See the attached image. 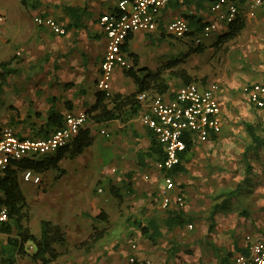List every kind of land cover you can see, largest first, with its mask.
Listing matches in <instances>:
<instances>
[{"label":"crops","instance_id":"1","mask_svg":"<svg viewBox=\"0 0 264 264\" xmlns=\"http://www.w3.org/2000/svg\"><path fill=\"white\" fill-rule=\"evenodd\" d=\"M5 1L8 7L0 10L3 21L0 28V62H7L6 68L12 71L3 72L0 80V104L3 105L0 108V127L9 126L20 137H44L57 127V121L63 119L67 112L85 110L88 114L82 129L88 132L92 142L74 157H64L58 162L59 168L63 169L62 174L56 169L34 171L40 178L34 183L22 178V170L17 173L28 212L37 206L49 212L43 214L49 217L40 218L39 222L45 219L61 225L65 232V244L71 238L80 240L88 237L95 241L96 246L90 248V259L84 264H90L95 258L99 260L97 264H147L145 260L150 254L153 253V256L158 252L152 251L155 242L149 240L138 225L147 226L151 219H155L162 235V225L168 228L165 221L170 213H181L186 219L182 226L172 228H183L184 235L185 225L190 224L191 227L187 225L193 228L190 233L199 236L196 239L203 237L211 242L205 248L195 245L197 248L192 252L175 255L170 264L178 260H186L190 264H229L237 252H245V235H264L263 216L256 218L251 213V217L241 216L236 221L235 212L228 210L232 206L230 202L234 201L232 196L238 192L237 186L226 193L231 199L228 204L221 201L213 216L210 210L209 224L214 223V226L210 232L207 226L206 237L201 235L203 229L200 228L205 221L197 218L199 209L193 205V200L200 197L194 195L195 189L203 191L200 185L209 182V171L201 163L197 164V160L206 158L203 150L216 143L230 142L235 137L232 132H244L243 121L264 127V108L257 109L249 104L244 92L238 90L239 86H231L233 80L230 79L238 75V78H243L240 80L242 84L252 81L264 83L263 65H257L255 72L250 68V73L237 71L228 75L222 68L227 64L231 70L230 57H233V65L240 64V51L245 52L243 56L249 63H258L256 55L259 53L264 56V2L253 16L243 15L244 27L235 37L218 42L220 34H213L204 40L201 51H193L195 45L190 36L174 38L164 29L170 19L183 16L190 20L194 30L197 27L195 21L203 23L212 18L209 0L169 3L160 10L155 32L138 30L127 40L126 52L136 60L133 69H145L137 72L139 78L147 77L148 72L155 71L163 63L176 60L178 64L175 68L184 69L191 81L201 84L215 82L218 85L221 131L204 142H192L191 148L183 154L181 164L186 171L171 175L176 184L172 192L182 193L184 204L181 207L171 204L164 208L160 205L164 171L159 166L157 154L149 150L154 135L140 121L146 106L136 99L140 107L136 112L132 111L130 104H125L120 108L119 117L103 119L94 116L98 112L94 110L98 93H102L97 88V79L106 41L98 25V17L113 10L116 0ZM238 3L245 9L249 6L247 0H238ZM34 16L52 17L65 28V33L57 34L35 24ZM7 21L9 24L5 25ZM233 67L241 68L238 65ZM164 71L169 73L170 70ZM171 77L173 82L165 79L169 86L161 93L165 98L173 97L182 82L180 77ZM136 89L134 79L116 68L110 84V96H104L107 106L113 107L114 96L129 95ZM50 112L56 114L54 123L49 122ZM101 130L107 134L101 133ZM102 155H105L104 158ZM241 156L244 157L243 152ZM246 158L252 159L251 164L254 165L246 174L249 193L246 205L264 211V147L259 148L257 154L249 152ZM226 166L231 169L230 163ZM221 175L215 172L212 177L217 179ZM217 188L224 187L219 182ZM224 191L227 192L226 188ZM102 212L106 218H99ZM29 218L28 213L24 225L30 230ZM113 220L121 226L114 237L115 244H120L116 253L118 258L115 253L110 258L104 253L106 248L97 243L106 236L104 228ZM120 223H127L129 227L124 228V224ZM148 229L151 233L152 230ZM39 233L40 230L32 234ZM131 243L137 247L133 263L128 260ZM64 245L55 246L58 250L57 246ZM58 251L60 254L52 264L64 254L62 250Z\"/></svg>","mask_w":264,"mask_h":264},{"label":"built area","instance_id":"2","mask_svg":"<svg viewBox=\"0 0 264 264\" xmlns=\"http://www.w3.org/2000/svg\"><path fill=\"white\" fill-rule=\"evenodd\" d=\"M186 0H116L113 10L98 17V25L106 38L105 48L99 65L97 88L106 97L110 96V84L116 68L122 71L134 67L132 59L123 49L126 38L135 31L151 32L157 28L160 10L169 3H181ZM245 9L238 0H213L209 5L212 18L203 22L199 31L193 33L189 21L183 16H175L165 24V33L174 38L190 36L192 44L197 46L213 34H221L236 16H253L264 0H247ZM37 25L45 26L57 34L65 33V28L49 16H34ZM221 23V25H219ZM246 100L255 108H264V84L257 81L243 85ZM218 85L215 82L201 84L189 81L177 87L171 98L161 93L143 90L136 99L146 106L140 115V121L150 129L161 145L163 158L159 161L164 171L163 185L160 188V205L164 208L175 204H184L183 194L175 192L174 178L168 173L181 162L186 149V140L204 142L221 131L220 101ZM88 114L85 110L67 112L61 126L53 129L44 137H20L9 126L0 127V169L22 159L33 161L54 154L66 146L83 128ZM101 133L107 134L105 130ZM22 178L34 183L39 176L31 169L22 170ZM7 220V208L0 204V224ZM191 227V225H188ZM245 252H237L229 264H264V235H245ZM32 250V245H29ZM136 244H130V263L136 261ZM147 264L149 260L145 261ZM175 264H190L178 260Z\"/></svg>","mask_w":264,"mask_h":264},{"label":"trees","instance_id":"3","mask_svg":"<svg viewBox=\"0 0 264 264\" xmlns=\"http://www.w3.org/2000/svg\"><path fill=\"white\" fill-rule=\"evenodd\" d=\"M188 1L191 0H186L184 2ZM212 1L213 0H209V2ZM24 2L25 0H22V3ZM188 21L190 24V20ZM197 22L195 21V25H197V27L194 30L192 29L193 33L199 31L203 25V23H200L199 20ZM243 27L244 16L239 13L236 18L227 25V29L218 36V42H226L232 39L242 30ZM130 35L124 42V50L127 48L126 44ZM202 46L203 44L195 46L193 51H201ZM132 61L135 64V58H133ZM177 64L178 61L176 60L163 63L155 71L148 72L147 77L145 78H139L137 76V72L144 71V68H130L125 70L126 74L131 76L137 83L136 91L125 96H114L112 98L113 107L111 108L107 106L108 102L105 101V94L98 93L97 102L94 106V110H98V112L94 116L101 117L103 119H113L119 117L120 108L125 104H130L132 111L136 112L140 108L138 101L135 98L137 93L143 90L162 93L169 88L165 78L163 77L165 69L170 70L169 74L172 76L180 77L182 80L181 84L191 81L190 76L186 74L184 69L175 68ZM6 65L7 62H0V80L3 76V72L12 71L11 69L6 68ZM55 118L56 114L50 112L49 122H56ZM62 123L63 119H59L57 121V127L61 126ZM242 126L249 138V141L244 148L243 156L245 157L249 152L257 154L258 149L264 147V127L260 124L248 121H243ZM91 142L92 139L88 132L81 128L77 136H75L70 143L62 148H59L54 154L45 156L37 161L22 159L12 162L0 169V204L6 206L7 208V220L0 224V233L5 234L6 236L5 241L0 244V264H16L18 256L26 255L29 256L34 264H52L58 258L60 252L57 250L55 245L65 244V232L61 225L54 224L50 220L45 219L40 221L39 235L32 234L28 227L24 225V220L28 218L26 211L27 204L18 184L17 173L25 169H31L35 172H44L49 169H56L59 174H62L63 169L59 168L58 162L64 157H74L79 154L86 146L91 144ZM192 144L191 140H186V149L183 154L191 148ZM149 150L150 153H156L157 159L161 161L163 158L162 149L157 144L154 136L151 138ZM183 154L181 155V158L183 157ZM250 170L251 166L247 163L245 173L248 174ZM184 171H186V167L180 162L170 169L168 173L173 175L176 172ZM216 210L217 207L214 205L211 210V216L214 215ZM99 218H106L103 212L99 215ZM185 222L186 219L181 215V213H170L165 221V225L168 228H172L174 226H182ZM212 226L213 224L210 223L208 226V232L211 231ZM138 227L152 242H156L161 235L159 230L160 226L155 219H151L147 226L138 225ZM148 228L152 230L151 233L148 232ZM29 245H32V250H29Z\"/></svg>","mask_w":264,"mask_h":264},{"label":"rangeland","instance_id":"4","mask_svg":"<svg viewBox=\"0 0 264 264\" xmlns=\"http://www.w3.org/2000/svg\"><path fill=\"white\" fill-rule=\"evenodd\" d=\"M5 7H8L7 1L0 0V10L1 8H5ZM2 22L3 21L1 20V11H0V28ZM7 24H9L8 21L6 22L5 25ZM169 40L171 39L169 38ZM238 53L242 55L240 64L238 63H234V64L240 66L241 67L240 70L237 67H233L235 66L233 65V57H230L228 61L231 63V70L228 69L229 65L227 64H224L222 66L226 75H228V73L231 74L237 73V71H240L242 73H250L249 71L250 68L251 69L253 68V72H255L256 69L255 67L257 65L258 66L263 65L264 67V63H263L264 61L262 60L264 59V56L261 55L260 53L256 55V59L258 63H249L248 60H246V57L243 56L245 52L243 53L242 51H240ZM0 60H1V56H0ZM237 76L238 75H234L233 78H230L233 80L231 82V86L233 87L239 86L238 90L241 91L243 84L246 83L242 84L240 80L243 78H238ZM163 77L167 80H171L172 82L174 81V79L167 71L163 72ZM2 106L3 105L1 103L0 108H2ZM232 135L235 137L234 139H231L230 142L216 143L215 146L213 145L208 149L203 150V152L205 151L204 154L206 158L202 161L197 160V164L201 163V166L206 171H209V176L207 177L209 182H205L204 186L200 185V187L203 188V191H198L195 189L194 195L196 196V194H198L200 197L198 199L193 200V205L196 207V209H199V212L197 213L200 215L197 218H201L205 221V223H202L200 225V228L203 229V232L201 231L202 233L201 235L204 237L207 236L206 230L210 222V218H209L210 210L214 205L218 208V205L221 203V201H226L225 205L228 204V201L231 199L226 193H228L230 189H234L236 186L239 187L236 188L238 192L237 194H234L232 196L234 201L230 202L231 203L230 205L232 206H229L228 209L231 212H235V217L238 219L236 221H239L241 216L251 217L252 216L251 213L254 214L256 218L262 216L264 218V211L260 210L259 208L251 209L246 205L245 202V199L248 197L249 193L247 192V186H246V184H248V182H246L248 176L246 175L244 170L247 166V163L250 164L251 167L254 165L251 164L252 159L248 160L246 156L242 157L241 155L244 148L246 147V144L249 141V138L246 135L245 131L241 132L237 130L236 132H232ZM103 153L108 154V152H103ZM104 156L105 155H102L103 158ZM228 163H230L231 165L230 170L226 168L227 167L226 165H228ZM257 167L258 166L256 165L255 168ZM215 172L222 175L216 179L212 177V174ZM219 182L224 187L223 189L217 188ZM225 188L227 192L224 191ZM22 189L23 192L27 194V190L26 189L24 190L23 187ZM26 211H27V217H28V213L30 216L29 224H28L30 231L32 233H38L40 230V222H39L40 218L49 217V216H43V214H49V212L42 209L40 206L33 207L30 210V212H28L29 211L28 209ZM211 222H213V220H211ZM120 224L123 226L124 223H120ZM187 225L188 224L185 225L186 232L184 235L182 230L183 228L178 229L177 227H175L168 229L164 227V225H162L163 234L152 247V251L158 253L153 256H152L153 253L150 254L151 256H149V258L147 259L150 261L149 264H153V262L156 264H170L175 255H181L183 253L192 252L194 249L197 248L195 245L200 246V248H205L206 244L211 243L209 240H205L203 237H201L200 239L199 238L196 239L197 234L195 235L193 233H190V231H192L193 228H189ZM119 226L120 225L115 224L114 220L111 224L109 223V225H106V227L104 228V230L107 231L106 236L103 238V240L97 242L98 245L101 244L103 245V247L106 248L104 253L108 254L110 258H112L111 255L117 253V248L119 247L118 245H120L119 243L115 244L116 238H114L115 236L118 235L117 229L119 228ZM128 227L129 224L125 223L124 228H128ZM95 230L98 231V228H96ZM5 238H6L5 235H0V244H2L5 241ZM201 239L203 241H201ZM95 246H96L95 241L91 238L89 239L88 237H86L80 240H74L73 238H71L64 246H57L58 250H62L64 254L60 260L56 261L55 264H84L86 260L90 259L89 257L90 248L91 247L94 248ZM116 258H118L117 254H116ZM96 261H99L98 258H95V260L92 261L90 264H95ZM17 262H19L20 264H33V262L31 261L28 255L18 256ZM119 264H121V262Z\"/></svg>","mask_w":264,"mask_h":264}]
</instances>
